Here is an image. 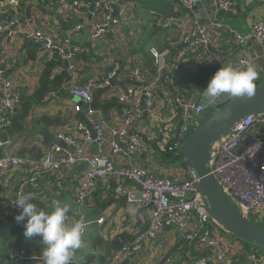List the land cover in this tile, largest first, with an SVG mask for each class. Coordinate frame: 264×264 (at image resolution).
Wrapping results in <instances>:
<instances>
[{
	"label": "built area",
	"instance_id": "2783aa9c",
	"mask_svg": "<svg viewBox=\"0 0 264 264\" xmlns=\"http://www.w3.org/2000/svg\"><path fill=\"white\" fill-rule=\"evenodd\" d=\"M38 1L41 5H47L53 0ZM212 1L216 11L223 14L230 10L233 2ZM178 2L186 11H191L195 4V0ZM8 4L14 10L10 17L0 21V38L7 36L28 40L37 45L48 60L55 56L61 60L78 55L88 56L91 48L76 40L81 33L87 34V41L92 45L104 43L108 38L121 42L124 39L122 30H127L131 41L138 36L134 29L137 21L132 14V6L119 5L117 0H58V9L73 20L67 37L62 40L43 29L25 30L19 23L18 0H8ZM158 19L164 31L178 29L181 35L178 48L169 38L168 42L172 44L163 48L150 47L146 61L131 56L133 61L131 57L127 58L128 61L120 66L111 60L102 76H93L83 85H79L75 78L71 80L72 96L81 98L87 104L91 103L93 92L115 86L112 82L126 84L122 90L113 87L115 98L122 105L119 123L98 116L88 107L87 129L77 126L80 138L59 133L56 138L65 147L51 146L39 162L17 156L15 152L19 143L0 141V190L10 189L18 182L15 195L26 193L38 187L43 181V174H55V193L49 196L52 205L54 200L61 201L60 176L57 174L64 166L82 165L85 169L73 178L74 200L79 207H82L89 191L97 183L104 185L114 177L129 182L128 190L119 187L116 192L125 194L130 206L150 211L147 227L132 243L117 250L108 264L119 263L123 256L142 254L147 245H158L165 238L167 230L185 241H198V246L208 251V255L189 264H234L220 241L222 236H232L208 215L198 192V178L181 156L180 145L206 116L234 98L224 94L215 103L204 101L202 93L214 73L228 64L242 67L250 60L246 57L226 58L221 48L213 46L214 37L226 29L218 17L208 25L190 17L163 19L159 16ZM227 33L238 47L247 42V38L236 32L228 30ZM250 36L257 44L264 45V18L253 22ZM203 63L211 66L208 77L187 94L176 81L177 77L186 76L185 73L194 69L195 65ZM16 101V94L3 101L1 128L9 124L7 114ZM136 123L148 128L144 135L131 132ZM156 135V148L160 152L164 151L169 141L172 142L167 149L172 156L170 167H167L169 170L163 168L155 171L150 167L160 164L155 161L153 149L150 148L152 144H146L145 139L155 140ZM110 156L123 158L128 163L117 165ZM209 166L221 192L241 214L264 228V112L248 116L215 142L211 148ZM9 203L13 205L12 201ZM73 220L84 223L83 237L89 222L80 212L74 213ZM103 222L104 218H99L96 224L102 225ZM15 257L22 259L27 256L19 251ZM257 258L259 256L253 252L250 264H259ZM30 259L43 261L42 255ZM164 264L170 263L165 261Z\"/></svg>",
	"mask_w": 264,
	"mask_h": 264
},
{
	"label": "crops",
	"instance_id": "0c3cea01",
	"mask_svg": "<svg viewBox=\"0 0 264 264\" xmlns=\"http://www.w3.org/2000/svg\"><path fill=\"white\" fill-rule=\"evenodd\" d=\"M57 1L53 0L50 4L41 5L38 0H30L22 7H17L19 23L25 30L43 29L53 34L56 39H64L67 37L73 20L58 9ZM117 1L119 5H131L133 8L132 14L137 21L134 29L138 35L135 41L128 38L127 30H122L123 41L117 43L112 38H108L104 43H98L93 47L88 46L91 48L88 56L87 54L78 55L68 61L61 60L57 56L50 60L46 59L37 45L21 37L3 36L0 38V117L5 98L17 95L14 107L7 114L9 124L4 128L0 127V141L10 140L19 143V148L15 152L17 156L39 162L45 152L54 145L53 142L57 140L56 136L59 133L80 138L77 126L81 125L87 129V108L79 110L71 94L73 78L78 80L79 85H83L89 77L102 76L106 73L111 60L116 61L120 66L124 65L128 61L126 59L131 56L146 61L150 47L163 48L172 44L168 42L169 38L177 45L181 38L180 32L175 28L164 31L161 28L159 16L163 19L179 17L196 19L194 11H197L200 18L196 20L208 25L207 20L211 15L208 7H212L215 10L212 20L215 17L220 18L226 28L224 33L214 37L213 46L221 48L226 58L232 60L238 57L248 58L257 67L258 77L255 84L264 82V45L257 44L250 36L253 22L264 18V0H233L230 10L224 14L216 11L212 0H195L197 4H194L191 11L184 10L178 0ZM13 10L8 0H0V21L10 17ZM228 30L247 38V42L242 47H238L227 33ZM76 40L87 46L86 33L79 34ZM132 57L131 61L134 60ZM201 65L204 66L199 70H204L208 64ZM125 85L116 83L110 88L93 92L92 101L88 104L91 106L89 108L94 110L98 116L118 124L122 119V105L117 102L113 87L122 90ZM159 102H161L160 97ZM147 129L141 123H136L132 126L131 132L144 135ZM0 156H2V150H0ZM110 159L117 165L128 163V160H123V158L110 156ZM159 161L163 162L161 159ZM168 166L170 167L169 164H162L150 167L155 171H160L163 168L168 169ZM84 169L82 165L64 166L57 174L60 176L62 203L77 206L73 194V178ZM46 174L42 175L43 181H40L38 187L27 193L33 194L32 202L36 203L39 208L51 211L49 196L55 193L56 175L53 174L54 177L51 178V174L45 178ZM17 184L18 182L10 189L0 190V263L3 264L6 260L13 264H43L41 260L30 259L42 255L44 247L41 242L42 238L39 236L28 238L24 235L26 221L17 223L15 219L21 210L19 211L17 207L9 203L14 201L13 196ZM119 187L128 190L129 182L111 177L106 184L97 183L89 191L82 205L84 208L82 214L89 223L96 222L99 218H104V222L102 225H97L102 229L93 239L87 240V244L92 247L89 260L85 259L87 244H83V247L74 250L71 264H79L74 257L82 259L81 264H99V262L108 264L107 255L111 259L117 250L132 243L147 227L150 211L130 206L125 194L116 192ZM74 213L75 211L69 207L67 214L69 221H73ZM10 221L14 222L9 223ZM6 226H12V230ZM98 240H101V246L97 243ZM220 241L234 264H250V256L253 252L259 256L258 263L264 264V252L260 249L246 246L233 237L222 236ZM8 251L12 254L11 258H8ZM19 251H23L27 257L22 259L15 257ZM206 255L208 251L199 247L198 241H185L176 237L171 230H167L165 238L158 245L152 247L147 245L142 254L137 256H123L117 264H164L165 261L170 264H189Z\"/></svg>",
	"mask_w": 264,
	"mask_h": 264
},
{
	"label": "water",
	"instance_id": "95a60500",
	"mask_svg": "<svg viewBox=\"0 0 264 264\" xmlns=\"http://www.w3.org/2000/svg\"><path fill=\"white\" fill-rule=\"evenodd\" d=\"M195 4L197 3L195 2ZM208 8L211 15L209 20H207V24L210 23L215 14V10L212 7ZM194 15L196 19L200 18V14L197 11H194ZM201 17L204 18L203 16ZM111 84L114 85L116 83L112 82ZM73 101L79 110H85L91 107L81 98L73 97ZM261 112H264V82L256 85L255 95L251 99L247 97H234L210 115L206 116L181 142L180 154L191 166L198 178V192L211 219L233 238L264 249V228L241 214L221 192L218 182L209 166L210 152L213 144L242 120ZM53 144L65 147L59 140H56ZM13 199H16L15 194ZM69 207L75 212L84 213V208L78 205ZM101 229L95 221L89 223L87 232L82 237V243L87 244V240L91 241ZM97 243H100L101 246L102 242L98 240ZM89 245L87 244V253L85 256L87 260H89L92 253V247ZM107 259V261H110L109 255H107ZM74 260H77L79 264L82 263V259L80 258L74 257ZM3 264L13 263L5 260ZM99 264L103 263L99 262Z\"/></svg>",
	"mask_w": 264,
	"mask_h": 264
},
{
	"label": "clouds",
	"instance_id": "9594fccd",
	"mask_svg": "<svg viewBox=\"0 0 264 264\" xmlns=\"http://www.w3.org/2000/svg\"><path fill=\"white\" fill-rule=\"evenodd\" d=\"M257 77V67L252 62L242 67L231 64L220 67L204 89L203 99L207 103H215L224 94L251 99L256 92ZM33 200L32 193H17L13 201V205L21 209L15 217L17 223L26 221L24 235L28 238H42L43 264H71L74 250L83 247L84 223L68 220L67 203L54 200L51 211H45L33 203Z\"/></svg>",
	"mask_w": 264,
	"mask_h": 264
},
{
	"label": "trees",
	"instance_id": "16d2710c",
	"mask_svg": "<svg viewBox=\"0 0 264 264\" xmlns=\"http://www.w3.org/2000/svg\"><path fill=\"white\" fill-rule=\"evenodd\" d=\"M29 1L28 0H18V7H22L23 5H25L26 3H28ZM143 45V44H142ZM93 47L92 44H88L87 43V47ZM91 51V50H90ZM204 65H195L194 66V69L190 70L188 73H185V75H183L182 77L180 76L179 78L177 77L176 81L178 82V84L184 89L187 91V94L192 92L195 88L198 87L199 83L204 81L207 77H208V73H207V70L209 71L211 69V66L210 65H206L207 67L204 69V70H199L200 67H202ZM199 70V71H198ZM182 71V70H181ZM93 76L89 77L87 80H89L90 78H92ZM145 142L146 144H152V146L150 147L151 149H153L154 153V157H155V161L158 162L160 165H167L169 164L170 162L168 161H171L172 157L170 155H168V147L171 145L172 142H168L166 145H165V149L164 151H158L156 149V143L158 142V136L156 135V139L155 140H148V139H145ZM158 148V147H157ZM159 159H161L163 162H159ZM51 174L50 173H47L44 177L47 178L48 176H50ZM53 174L51 175V178H53ZM29 192V191H27ZM26 192V193H27ZM9 221V220H7ZM14 221H10L9 223H12ZM13 226V225H12ZM12 226L10 227H7L8 229L11 228ZM5 229V228H4ZM7 229V230H8ZM12 230V228L10 229ZM5 232V231H4ZM7 233V232H6ZM6 240H7V236H6ZM241 241V240H239ZM242 242V241H241ZM246 246H253V247H257L256 245H253V244H249V243H245L243 242ZM7 247H10V246H7ZM8 254V258H11L12 254L10 251L7 252ZM2 264V263H0Z\"/></svg>",
	"mask_w": 264,
	"mask_h": 264
},
{
	"label": "rangeland",
	"instance_id": "374dc122",
	"mask_svg": "<svg viewBox=\"0 0 264 264\" xmlns=\"http://www.w3.org/2000/svg\"><path fill=\"white\" fill-rule=\"evenodd\" d=\"M180 162H181V160H179ZM178 163V162H177ZM172 168H174V167H172ZM256 248H258V249H260L261 251H263L264 252V249H262V248H260V247H256ZM258 261H260V260H258Z\"/></svg>",
	"mask_w": 264,
	"mask_h": 264
}]
</instances>
